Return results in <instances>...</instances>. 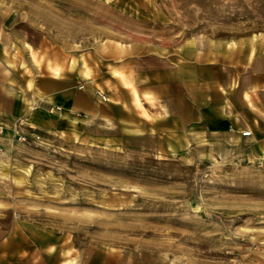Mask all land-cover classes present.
Masks as SVG:
<instances>
[{
  "label": "rangeland",
  "instance_id": "obj_1",
  "mask_svg": "<svg viewBox=\"0 0 264 264\" xmlns=\"http://www.w3.org/2000/svg\"><path fill=\"white\" fill-rule=\"evenodd\" d=\"M0 3L12 27L1 24L0 39L21 65L0 76V243L13 237L19 252L44 242L102 247L126 264H264V157L214 141H135L43 95L54 80L78 90L89 81L103 109L107 57L123 47L261 46L264 0ZM87 65L92 74L76 77ZM6 250L0 264L13 261Z\"/></svg>",
  "mask_w": 264,
  "mask_h": 264
},
{
  "label": "crops",
  "instance_id": "obj_2",
  "mask_svg": "<svg viewBox=\"0 0 264 264\" xmlns=\"http://www.w3.org/2000/svg\"><path fill=\"white\" fill-rule=\"evenodd\" d=\"M10 10L0 3L3 29L12 30L7 26ZM120 49L124 52L107 57L101 87L109 102L103 109L97 105L89 81L78 90L77 81L60 84L54 80L53 88L43 93L48 103L61 106L70 117L101 116L117 126L119 135L133 134L135 141H214L220 151L234 144V151L245 156L264 157V43L256 48L209 52L199 45H183L166 53ZM19 68L20 57L4 35L0 39V76L11 77ZM88 68L76 77L87 78L92 74ZM131 115L134 122L126 121ZM244 130L251 135L242 136ZM9 237L0 243L13 256L5 264H19V256L20 264H126L102 247L77 250L59 242H44L35 251L22 248L19 252L18 242Z\"/></svg>",
  "mask_w": 264,
  "mask_h": 264
},
{
  "label": "built area",
  "instance_id": "obj_3",
  "mask_svg": "<svg viewBox=\"0 0 264 264\" xmlns=\"http://www.w3.org/2000/svg\"><path fill=\"white\" fill-rule=\"evenodd\" d=\"M99 95H100L102 100H106L107 99L105 95H103L101 93H99ZM241 135L242 136H250L251 135V131L250 130L241 131Z\"/></svg>",
  "mask_w": 264,
  "mask_h": 264
},
{
  "label": "bare ground",
  "instance_id": "obj_4",
  "mask_svg": "<svg viewBox=\"0 0 264 264\" xmlns=\"http://www.w3.org/2000/svg\"><path fill=\"white\" fill-rule=\"evenodd\" d=\"M33 185V184H32Z\"/></svg>",
  "mask_w": 264,
  "mask_h": 264
}]
</instances>
